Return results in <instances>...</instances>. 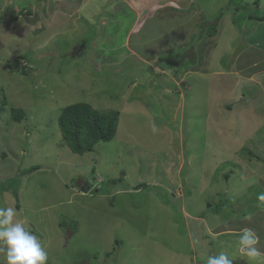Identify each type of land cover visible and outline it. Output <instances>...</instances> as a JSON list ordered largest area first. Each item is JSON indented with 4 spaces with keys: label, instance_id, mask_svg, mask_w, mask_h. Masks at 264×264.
Segmentation results:
<instances>
[{
    "label": "rangeland",
    "instance_id": "1",
    "mask_svg": "<svg viewBox=\"0 0 264 264\" xmlns=\"http://www.w3.org/2000/svg\"><path fill=\"white\" fill-rule=\"evenodd\" d=\"M127 1L0 0V183L14 184L0 207L47 264H206L221 251L248 264L239 229L264 251V85L249 74L264 30L243 17L264 18V0ZM82 102L118 123L78 155L58 118Z\"/></svg>",
    "mask_w": 264,
    "mask_h": 264
},
{
    "label": "trees",
    "instance_id": "2",
    "mask_svg": "<svg viewBox=\"0 0 264 264\" xmlns=\"http://www.w3.org/2000/svg\"><path fill=\"white\" fill-rule=\"evenodd\" d=\"M30 14L29 8H22L20 13ZM256 12L253 14H246L247 17L243 20H254V21H262V16H255ZM21 16V14H20ZM208 36H212L217 33L216 25H213V28L207 32ZM246 36V34H245ZM177 64V63H176ZM162 67L161 65H158ZM178 66L175 63H171L169 66L174 67ZM159 67V68H160ZM9 68L19 70L22 75H27L28 70L24 67H21L18 61L11 64L9 63ZM178 72V71H177ZM173 73L174 75L177 73ZM149 75H152V68L150 67ZM3 110V106H1L0 111ZM11 117L13 122H20L24 117V112L21 109L12 108ZM118 123V114L116 111L109 112H99L96 109L92 108V106L88 103H74L65 106L58 118V126L59 131L61 133V138L63 144L73 153L78 155H83L85 153H89L93 151L94 147L103 142L110 141L115 135L116 127ZM250 156L258 159L259 157L249 152ZM38 169L37 166L31 167L26 172L30 173V171ZM226 178L228 176L226 175ZM13 183H11L10 187H8V183H0V192L4 191H13L12 189ZM86 188H89L87 185ZM87 192V191H86ZM91 192V190L89 191ZM16 196V191L13 192ZM17 203V197H16ZM172 207L173 205L170 204ZM18 206V204H17ZM63 221L59 224V227L65 229L66 225H70L73 228V232H75V225L72 221ZM66 230V229H65ZM71 235L74 233L70 232Z\"/></svg>",
    "mask_w": 264,
    "mask_h": 264
},
{
    "label": "clouds",
    "instance_id": "3",
    "mask_svg": "<svg viewBox=\"0 0 264 264\" xmlns=\"http://www.w3.org/2000/svg\"><path fill=\"white\" fill-rule=\"evenodd\" d=\"M88 187L89 194L92 187ZM259 199L264 201V193L259 195ZM259 245L260 237L250 228L240 230L236 250L248 264H264V251H261ZM0 254L5 264L48 262V253L42 241L25 226L24 220L18 218V212L12 206L0 207ZM206 264H233V261L227 252L221 251L218 255L208 256Z\"/></svg>",
    "mask_w": 264,
    "mask_h": 264
},
{
    "label": "crops",
    "instance_id": "4",
    "mask_svg": "<svg viewBox=\"0 0 264 264\" xmlns=\"http://www.w3.org/2000/svg\"><path fill=\"white\" fill-rule=\"evenodd\" d=\"M124 3L125 4H129L130 2L129 1H127V0H124ZM130 5V4H129ZM135 22V21H134ZM258 23V26L256 27V28H260V29H263L264 30V18H263V20L262 21H259V22H257ZM261 23V25L263 26V27H261V25L259 26V24ZM142 30H141V28L139 29V31L137 32V33H135L134 35L135 36H137V34L138 33H140ZM247 34V33H246ZM246 37V36H245ZM128 38V36L126 37V39ZM140 38V37H139ZM125 39V40H126ZM136 37H135V40H133L136 44L133 46V48H134V50L136 51V52H138L139 54H141V55H145L144 53H146V54H148L147 52H146V50L144 51V53L143 52H141L140 51V47L141 46H144V41H142V42H136ZM144 39V38H143ZM146 41V40H145ZM244 43V42H243ZM139 46V47H138ZM257 46V45H256ZM243 47H246V45L244 44V46ZM262 49H263V51H264V46L263 47H261ZM136 53H134L133 52V56L135 55ZM257 57H261V59H262V62L261 63H259V62H256V66L254 67V69H252V67H249L250 69H249V74L252 72V73H254V74H259V75H256L257 77H259V82H260V84L262 85V88H263V83H264V53L263 54H260L259 53V55H256ZM149 60V59H148ZM251 60V59H250ZM250 60H248V61H246L245 63H246V65H249V66H252L253 65V63L250 61ZM157 65V64H156ZM175 65H177V64H175ZM158 66V65H157ZM158 67H160V66H158ZM179 67V66H178ZM159 69H161V70H165L166 68H164V67H160ZM153 72V71H152ZM154 73V72H153ZM179 74H177V76H178ZM176 76V77H177ZM178 78V77H177ZM240 230L241 229H239V233H240ZM231 231H236L237 232V230H231Z\"/></svg>",
    "mask_w": 264,
    "mask_h": 264
}]
</instances>
